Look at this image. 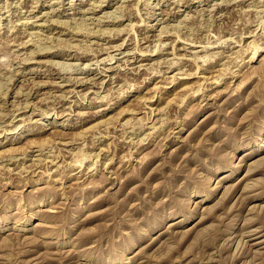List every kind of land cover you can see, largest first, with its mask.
I'll list each match as a JSON object with an SVG mask.
<instances>
[{"label":"rangeland","instance_id":"obj_1","mask_svg":"<svg viewBox=\"0 0 264 264\" xmlns=\"http://www.w3.org/2000/svg\"><path fill=\"white\" fill-rule=\"evenodd\" d=\"M0 264H264V0H0Z\"/></svg>","mask_w":264,"mask_h":264},{"label":"bare ground","instance_id":"obj_2","mask_svg":"<svg viewBox=\"0 0 264 264\" xmlns=\"http://www.w3.org/2000/svg\"><path fill=\"white\" fill-rule=\"evenodd\" d=\"M172 1V0H171ZM97 2H98V0H97ZM100 2V1H99ZM102 2V1H101ZM93 5V4H92ZM99 5V4H98ZM121 6V5H120ZM101 7V6H100ZM31 8H33L32 6H31ZM54 10V9H53ZM30 11H31V9H30ZM51 11V10H50ZM92 12V11H91ZM29 13V12H28ZM27 13V14H28ZM221 14V13H220ZM44 15V14H43ZM26 16V15H25ZM38 16V15H37ZM37 18V17H36ZM38 18H40V17H38ZM38 18L36 19V20H38ZM95 18V17H94ZM41 19V18H40ZM35 20V21H36ZM119 22V21H118ZM47 23V22H46ZM51 23V22H50ZM229 24V23H228ZM25 26V25H24ZM100 32V31H99ZM119 32V31H118ZM170 32V31H169ZM109 33V32H108ZM159 33V32H158ZM17 34V33H16ZM24 34V33H23ZM22 34V35H23ZM92 34V33H91ZM30 35V34H29ZM33 35V34H32ZM31 35V37H34V36H32ZM164 35V34H163ZM6 36V35H5ZM36 36V35H35ZM167 36V35H166ZM7 37H8V35H7ZM215 37V36H214ZM31 39V38H30ZM32 40V39H31ZM30 41V40H29ZM1 42L2 43H4V44H6L8 47L9 46H12V47H16V48H20V49H22V48H24L27 44H30L31 43V41H30V43H28V41H26V39L25 40H20V39H18V37L16 36V35H14V34H10V37H8V38H4V41L1 39ZM40 42V41H39ZM125 42V41H124ZM199 43V42H198ZM89 44V43H88ZM162 44V43H161ZM191 44V43H190ZM111 45V44H110ZM154 45V44H153ZM2 46V45H1ZM5 46V45H4ZM106 46H108V45H106ZM114 45H112L111 47H113ZM121 46V45H120ZM119 46V47H120ZM192 46V44L190 45V47ZM29 47V46H28ZM110 47V49H112ZM115 48H116V46H114ZM118 47V46H117ZM122 47V46H121ZM11 48V47H10ZM108 48V47H107ZM12 49H14V48H12ZM19 49V50H20ZM26 49V48H25ZM28 49V48H27ZM40 49V48H39ZM46 49V48H45ZM106 49V48H105ZM104 49V50H105ZM114 49V48H113ZM16 50H18V49H16ZM15 50V51H16ZM116 50H117V48H116ZM101 51V50H100ZM119 51V50H118ZM160 51V50H159ZM12 52H13V50H12ZM38 52H40L39 50H38ZM37 52V53H38ZM76 52V51H75ZM189 52V51H188ZM32 53V52H31ZM9 54V53H8ZM24 54V53H23ZM19 55V54H18ZM97 55V54H96ZM110 56V55H109ZM112 57V56H111ZM112 59V58H111ZM21 60V59H20ZM110 60V59H109ZM203 62V61H202ZM63 64V63H62ZM172 64V63H171ZM175 64V63H174ZM173 64V65H174ZM160 66V65H159ZM133 68V67H132ZM140 68H142V67H140ZM111 70V69H110ZM141 70V69H140ZM18 74V73H17ZM73 77V76H72ZM222 78V77H221ZM61 80V79H60ZM89 81V80H88ZM86 83V82H85ZM76 84V83H75ZM79 84V83H78ZM65 85V84H64ZM67 91V90H66ZM5 94V93H4ZM4 96V95H3ZM2 98V97H1ZM97 98V97H96ZM56 101V100H55ZM8 112V111H7ZM10 126V125H9ZM17 129V128H16ZM148 135V134H147ZM24 165V164H23ZM23 167V166H22ZM20 168V167H19ZM24 169H26V168H23V171H24ZM27 170V169H26ZM21 171H22V169H21Z\"/></svg>","mask_w":264,"mask_h":264}]
</instances>
